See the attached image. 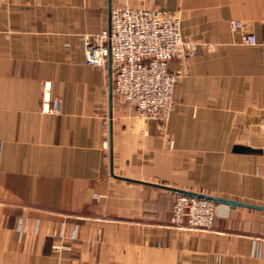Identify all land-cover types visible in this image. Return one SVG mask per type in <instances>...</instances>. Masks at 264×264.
I'll return each instance as SVG.
<instances>
[{
    "label": "crops",
    "instance_id": "obj_1",
    "mask_svg": "<svg viewBox=\"0 0 264 264\" xmlns=\"http://www.w3.org/2000/svg\"><path fill=\"white\" fill-rule=\"evenodd\" d=\"M113 6L178 12L200 42L169 63L166 123L85 63ZM46 83L60 114L42 112ZM0 142V264H264V211L170 225L175 189L264 206V0H0Z\"/></svg>",
    "mask_w": 264,
    "mask_h": 264
},
{
    "label": "built area",
    "instance_id": "obj_2",
    "mask_svg": "<svg viewBox=\"0 0 264 264\" xmlns=\"http://www.w3.org/2000/svg\"><path fill=\"white\" fill-rule=\"evenodd\" d=\"M231 27L242 34V43L258 45L242 21ZM200 42L183 36L178 12L160 8L113 6L109 27L84 38L85 63L104 71L107 65L115 94L135 109L139 117L166 123L177 104L175 88L178 74L169 63L197 56ZM62 101L52 98L51 84L46 83L42 112L60 114ZM2 142H0V164ZM217 203L177 194L170 225L180 231H207L213 227ZM56 248H60L59 246Z\"/></svg>",
    "mask_w": 264,
    "mask_h": 264
},
{
    "label": "water",
    "instance_id": "obj_3",
    "mask_svg": "<svg viewBox=\"0 0 264 264\" xmlns=\"http://www.w3.org/2000/svg\"><path fill=\"white\" fill-rule=\"evenodd\" d=\"M111 74L112 73H111V70H110V76H111ZM236 151L261 152L260 150H253V149H250V148H243V147H237ZM173 191L176 194H180V195H187V196L194 197V198L206 199V200H210V201L216 202L217 204L230 205L232 208H235L237 206H242V207H248V208L264 211V206H262V205H255V204H250V203L230 200V199L221 198V197H212V196L199 194V193H195V192H190V191H184V190H176L175 189Z\"/></svg>",
    "mask_w": 264,
    "mask_h": 264
},
{
    "label": "rangeland",
    "instance_id": "obj_4",
    "mask_svg": "<svg viewBox=\"0 0 264 264\" xmlns=\"http://www.w3.org/2000/svg\"><path fill=\"white\" fill-rule=\"evenodd\" d=\"M3 5H4V3H1V7H4ZM57 247H58V246H57ZM56 249H58V248H56Z\"/></svg>",
    "mask_w": 264,
    "mask_h": 264
}]
</instances>
